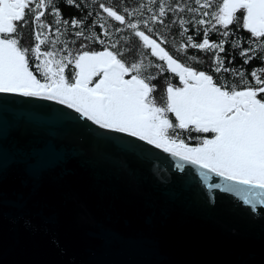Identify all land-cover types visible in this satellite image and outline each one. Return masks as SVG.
<instances>
[{"label": "water", "instance_id": "obj_1", "mask_svg": "<svg viewBox=\"0 0 264 264\" xmlns=\"http://www.w3.org/2000/svg\"><path fill=\"white\" fill-rule=\"evenodd\" d=\"M0 130V264H264L243 186L55 101L0 93Z\"/></svg>", "mask_w": 264, "mask_h": 264}, {"label": "snow or ice", "instance_id": "obj_2", "mask_svg": "<svg viewBox=\"0 0 264 264\" xmlns=\"http://www.w3.org/2000/svg\"><path fill=\"white\" fill-rule=\"evenodd\" d=\"M65 2L81 6L77 0ZM156 3L157 0H148L147 5L141 3L138 8L123 7L122 13L99 3V9L106 15L97 12L98 19L92 26L98 23L106 40L91 31L92 26L86 25L83 18L62 19L53 0H0V93L65 105L101 129L145 141L172 157L214 174L228 185L209 187L229 192L243 186L245 191L241 195L245 204L264 205V68L251 72L258 86L254 87L242 70L237 73L226 67L220 55L225 53L231 57L227 63L232 64L235 56L225 48L230 43L233 50H239L244 64L253 59L264 61V54L254 55L264 49V0H194V6L186 0L183 5L176 3L175 7L159 0L158 13L147 19H132L137 15L143 17L145 8L152 13L151 5ZM185 11L192 14V19H178L179 35L185 37L188 33L186 24L194 26L196 31L194 35H187L184 43L177 45L173 41L174 55L166 47L169 41L163 31L171 29L177 20L166 23L164 18L168 12ZM46 13L56 18L54 32L53 24L42 19ZM109 19L118 24L108 23ZM101 20L104 22L100 23ZM234 24L255 38L248 39L249 47L241 49L239 38L230 39L234 33L229 26ZM156 25L163 28L157 29ZM28 26L32 27L35 43L21 47L24 38L21 29ZM69 26L78 29L72 43L80 38L84 42L76 51L70 49L66 41L63 48L56 49ZM61 27L65 32H61ZM125 32L128 35H124ZM212 33H217L221 39L211 41ZM116 34L119 35L113 40ZM201 34L202 42L197 43L195 38ZM48 45L50 49L42 50V46ZM89 45H100L102 50H91ZM189 48L213 52L212 71L238 75L243 87L229 85L227 81L220 83L213 75L181 62L178 56L200 62L198 56L188 55ZM33 57L35 70H30ZM128 57L132 58L131 63ZM165 73L172 77L161 92V87L153 81ZM175 78L181 86L172 82ZM157 92H161L159 102ZM169 114L174 115V122ZM184 132L199 143L190 146L181 138ZM193 132L210 134L211 138L193 137ZM2 135L0 130V157ZM24 163L31 170V165ZM3 167L0 158V181ZM177 167L182 168V165ZM200 174L208 179L205 172Z\"/></svg>", "mask_w": 264, "mask_h": 264}, {"label": "trees", "instance_id": "obj_3", "mask_svg": "<svg viewBox=\"0 0 264 264\" xmlns=\"http://www.w3.org/2000/svg\"><path fill=\"white\" fill-rule=\"evenodd\" d=\"M54 5L58 8H60V10L67 15H71L72 18H76V19H81L83 18L85 20V24L92 26V22L94 20H97V15L96 13L99 12L101 14V16H105L106 14L102 13V10L99 9V3H105L107 6H111L116 8L118 11H120L121 13L123 12V7H128L129 9H133V8H138L139 5L141 3L143 4H148V0H96V2L94 3L93 0H77V3L80 4V7H75L72 5H68L65 0H53ZM166 5L168 6H172L175 7L176 3H179L178 0H165ZM158 4H159V0H157L156 4L151 5V7L153 8V12L149 13L147 11V9H143V17H141L140 15H137L136 17L132 18V19H147L149 15L154 14V13H158ZM91 12L92 15L91 16H87V13ZM180 17H183L186 20H190L192 19V15H183L180 12L177 13H173V12H168L167 16L164 18L166 23H171V20H177V23L172 25L171 29H164L163 34L165 35V37L168 39L169 43L168 45H166V47L172 51V53L174 55H176L175 53V48L173 47V41H175V43L178 45L179 43H184L186 42V36L187 35H194L196 29L194 26H190L188 24L185 25L186 28L190 29L188 31V33L186 34L185 37H181L179 35L181 29L179 27V23H178V19ZM171 18V19H169ZM100 23L104 22V21H99ZM108 23L111 24H118V22H114L111 21L110 19L108 20ZM157 29H161L163 28L162 25H156L155 26ZM219 27V26H217ZM141 28H143V25H141ZM229 29L231 30V32L234 33V35H232L230 37L231 40H236V39H240L241 42V49L243 48H247L249 47L248 44V39L251 38L250 33H248L246 30L242 29V27L236 26L234 25H230ZM78 29H73L72 28V41L76 40V37L74 36V32L77 31ZM86 33L88 32V29H85ZM91 31L96 32L97 35L101 36L102 39H108L106 37H103L102 35V31L101 29H99V24L97 23L95 26L91 27ZM224 29H220V32H223ZM119 34H116L112 37V39H116V36H118ZM124 35H128L127 32L124 33ZM196 42H202L203 36L202 34L200 36H197L196 38ZM211 41L213 42H218L221 39V36L218 35L217 33H212L210 36ZM251 39H255V38H251ZM84 42L83 38H80L79 40H77V42L75 44L72 43V50L76 51L77 48H79L80 43ZM89 48L91 50H100L102 49V46L100 45H89ZM225 48L228 49L229 51H231L233 53V55L235 56V59L232 61V64L229 65L227 63V60L230 59L231 57L226 56L225 53H220L221 57H223L225 59V66L226 67H231L232 69H234L237 73L240 72L241 70L245 73V79H247L252 86L254 87H258L257 85H255V81L251 78V72L254 69H258V68H264V61L260 60V59H253L252 61H250L248 64H244L243 63V58H241L239 56V50H233L231 48V44H226ZM264 54V49H261L259 52L255 53L254 55H261ZM188 55H195L198 56L200 59L199 63H195L193 61L187 60L186 57L183 56H178L177 58L181 59V60H185L186 63H188L191 66H196V64H198L199 70L201 71H205L206 73L210 74L212 73V69L210 68V65L212 64V57L214 55L213 52H208V53H204L201 52L198 49H191L189 48L188 50ZM129 63L132 62V58L128 57L127 58ZM217 75V79L219 80L220 83H223L225 81H227L229 83V85L232 84H236L239 87H243V85H240V77L237 76H233L231 72H223L221 71L220 73H216ZM216 79V80H217Z\"/></svg>", "mask_w": 264, "mask_h": 264}, {"label": "flooded vegetation", "instance_id": "obj_4", "mask_svg": "<svg viewBox=\"0 0 264 264\" xmlns=\"http://www.w3.org/2000/svg\"><path fill=\"white\" fill-rule=\"evenodd\" d=\"M178 1H179V4H181V5H183L186 2V0H178ZM187 3L192 4L194 6V0H187ZM182 14L184 16L185 15H192L191 13H188L187 11L183 12ZM61 18L70 21L72 19V16L71 15L64 14L61 11ZM42 19L45 20L46 23L53 24V32H54V29L56 27V25L54 24V21H55L56 18L54 16H50V15H48L46 13L45 17H42ZM189 30L190 29H188V31ZM21 31L23 32V36H24L23 40L21 41V47H31V46H34L35 40H34V35L32 33V27L31 26L25 27V28L21 29ZM44 31H45L46 34H48V30L47 29H45ZM61 32H65V29L63 27H61ZM52 38L55 39V36L53 35ZM65 41L67 42V46L70 49H72V28H71V26H69V29L65 33V35H63L61 37V43L56 45V49L63 48ZM50 48H51V45L42 46V50H48ZM100 50H102V49H100ZM152 59L155 60V58H152ZM181 62H185V60H181ZM35 64H36V61H35V58L33 57V60L31 61V68H30V70H35ZM192 67H194L198 71H201V70H199L198 64H196V66H192ZM66 71H69V70H66ZM152 71L155 72L156 70L155 69H152ZM34 74H36L38 76V78H41L42 79V77H40V74L38 72H35L34 71ZM210 75H213L214 80L217 79V75H216L215 72L210 73ZM171 77H172V74L165 73L163 77H161L157 81H153V83H156L158 86H160L161 87V92H162L163 91V86L166 85L169 82V79H171ZM172 82L174 84H176V86H181V85H179L178 78L173 79ZM161 92H157L155 94L157 96L158 102H159V97L161 95ZM169 118L173 122L175 121V117H174L173 114H169ZM191 135L193 137L199 135V136H201V138H203L205 136H207L208 138H211L210 137V134H197V133L193 132ZM181 138H183L186 143H188L190 146H193V147L196 146L197 143H199L198 140L189 139V134L187 132L182 133Z\"/></svg>", "mask_w": 264, "mask_h": 264}]
</instances>
